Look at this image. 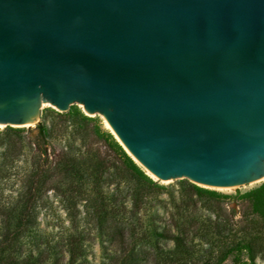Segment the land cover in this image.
I'll use <instances>...</instances> for the list:
<instances>
[{
  "label": "water",
  "instance_id": "95a60500",
  "mask_svg": "<svg viewBox=\"0 0 264 264\" xmlns=\"http://www.w3.org/2000/svg\"><path fill=\"white\" fill-rule=\"evenodd\" d=\"M105 121L160 183L264 181V0H0V126Z\"/></svg>",
  "mask_w": 264,
  "mask_h": 264
},
{
  "label": "trees",
  "instance_id": "16d2710c",
  "mask_svg": "<svg viewBox=\"0 0 264 264\" xmlns=\"http://www.w3.org/2000/svg\"><path fill=\"white\" fill-rule=\"evenodd\" d=\"M56 115L64 122L70 113L57 112ZM75 116L84 124L92 120L80 111ZM7 128L9 132L0 133V147H3L0 182L6 172L10 174L8 170L14 167L15 157L22 149L27 147L29 152L35 153L17 190L9 191L4 198L0 185V264L60 263L62 251L58 257L56 248L44 240L38 225L39 212L48 203L50 191L60 199L66 211L69 233L61 245L70 264L82 256L81 218L88 219L106 241L117 243L110 264H193L198 261L193 258L199 256L200 251L191 244L189 236L204 230V226L212 233L231 234L220 242L215 252L206 251V264H223L230 258L235 264H257V253L264 246V181L240 196L244 225L238 230L229 221L213 222L208 218L204 224L202 219L192 216V211L204 201L212 214H218L225 196L183 183L177 197L169 193V199L164 201L160 196L166 192L165 187L146 175L109 132L101 136L119 162L121 180H124L115 184L113 176H109L112 177L109 180L104 177L107 158L99 159L98 154L91 163L86 150L74 155L72 145H68L67 151L57 153L50 160L46 147L50 145L53 129L44 124L36 125V134L28 132L27 136H22L20 129ZM90 181L95 195L92 199L83 197L79 191L80 186ZM105 182L113 183L114 187L105 190ZM159 210L167 216L164 225L160 223L164 219Z\"/></svg>",
  "mask_w": 264,
  "mask_h": 264
},
{
  "label": "rangeland",
  "instance_id": "374dc122",
  "mask_svg": "<svg viewBox=\"0 0 264 264\" xmlns=\"http://www.w3.org/2000/svg\"><path fill=\"white\" fill-rule=\"evenodd\" d=\"M83 111L70 106L69 110L67 111L70 113V116L67 118L66 121H61L56 113L54 107L48 104H44L41 109L40 115V124H44L47 128H51L52 134L49 137L50 145L46 147L47 155L49 159H53L57 153L61 151H67L68 145H72L71 151L72 154L78 155L79 152L89 153L92 159L91 163L94 162V158L98 154V158H107V172L105 174V178L109 180V176H113V183L124 181L121 180V173L118 169L119 162L116 161L115 157H113L112 153L108 150V145L105 142L104 138L101 136L103 132H109L110 129L108 128L105 121H102L96 117H89L92 120L89 123L84 124L80 122V119L75 116V113ZM84 114V113H83ZM85 115V114H84ZM86 116V115H85ZM88 117V116H87ZM11 129H20V134L22 136H27L28 128H16L11 127ZM12 131V130H10ZM9 132L7 127L0 126V133ZM31 134H36L35 127L31 128ZM115 139V138H114ZM3 151V147H0V152ZM82 152V153H83ZM35 152L31 151L26 148L20 151V154L15 157V165L8 170L10 173L6 172L2 177L0 182L1 187H3V197L5 198L11 191L17 190L20 184V180L23 174L26 173L29 169V164L32 159V155ZM117 167V168H116ZM154 180V179H153ZM155 181V180H154ZM158 182V181H157ZM113 183L105 182V190H110L114 187ZM160 185L164 186L166 192L163 193L160 197L167 202L169 199V193L173 194L174 196H178L180 192V185L185 183H190L187 180H175L160 183ZM261 183V182H260ZM260 183L251 184L245 187H240L238 189L235 188H228V189H214L211 191H216V193L225 196L226 198L222 199L220 205L222 210L218 214H212L210 210L207 209L205 206L204 201L198 203L196 210L192 211L193 217H199L202 219L204 224L207 223V219L210 218L211 221L226 223L230 222L235 226V230H238L240 227L244 225V221L241 218V211H242V204L243 201L240 198L241 195L246 193L247 191L257 187ZM192 184V183H191ZM92 182L90 181L88 184L86 183L84 187H79V191L81 192L80 195H84L83 197H87L92 199L95 195L92 191ZM108 187V188H106ZM209 190V189H208ZM10 191V192H9ZM48 203L46 204L45 208H42L38 215V225L39 229L41 230V234L44 237V240L50 242L56 248L57 256L60 257L59 264H70L67 259V254L63 252L62 248V240L68 235L69 233V222L66 217V211L61 204L60 199L55 195L54 192L50 191L47 193ZM82 205V204H81ZM169 207H171L169 205ZM82 210V207H80ZM83 211V210H82ZM160 214L163 217V221L160 222L162 225L167 222V216L163 213L162 210H159ZM172 211V210H169ZM83 215V214H82ZM147 224V223H145ZM148 223V227H149ZM261 225V224H259ZM80 228L84 231V241L82 242V256L77 260V262L73 264H110V257L114 255V251L117 250V243L110 242L109 240L106 241V237H102L98 234L97 229L94 225L88 220L81 218V222L79 224ZM147 227V228H148ZM204 230L200 231L195 235H190L191 244L194 246L196 250H199L200 255L195 256L194 259H198V261H194L193 264H206L207 262V252L208 251H216L220 242L223 239L230 238L231 234L228 232L221 231L220 233H212L210 230H206L205 226L203 227ZM222 229V228H221ZM223 232V234H221ZM195 233V232H194ZM192 232V234H194ZM221 234V235H220ZM224 236V238H223ZM61 242V243H60ZM262 242L264 243V234L262 236ZM168 245H171L170 243ZM138 247V243H137ZM259 247V246H258ZM260 248H257L259 250ZM207 251V252H206ZM200 258V259H199ZM147 264L146 262H143ZM257 264H264V246L261 247V250L257 253L256 258ZM52 264V263H46ZM223 264H235L233 260L230 258L225 261Z\"/></svg>",
  "mask_w": 264,
  "mask_h": 264
},
{
  "label": "bare ground",
  "instance_id": "6f19581e",
  "mask_svg": "<svg viewBox=\"0 0 264 264\" xmlns=\"http://www.w3.org/2000/svg\"><path fill=\"white\" fill-rule=\"evenodd\" d=\"M106 123V122H105ZM108 126V125H107ZM109 128V127H108ZM228 189V188H227Z\"/></svg>",
  "mask_w": 264,
  "mask_h": 264
}]
</instances>
